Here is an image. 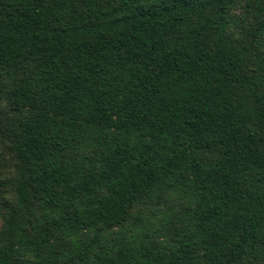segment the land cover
<instances>
[{"label":"trees","instance_id":"16d2710c","mask_svg":"<svg viewBox=\"0 0 264 264\" xmlns=\"http://www.w3.org/2000/svg\"><path fill=\"white\" fill-rule=\"evenodd\" d=\"M0 264H264V0H0Z\"/></svg>","mask_w":264,"mask_h":264},{"label":"rangeland","instance_id":"374dc122","mask_svg":"<svg viewBox=\"0 0 264 264\" xmlns=\"http://www.w3.org/2000/svg\"><path fill=\"white\" fill-rule=\"evenodd\" d=\"M1 224H2V218H1V213H0V226H1Z\"/></svg>","mask_w":264,"mask_h":264}]
</instances>
